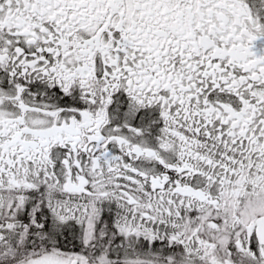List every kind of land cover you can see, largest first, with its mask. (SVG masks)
<instances>
[{
  "label": "snow or ice",
  "instance_id": "obj_1",
  "mask_svg": "<svg viewBox=\"0 0 264 264\" xmlns=\"http://www.w3.org/2000/svg\"><path fill=\"white\" fill-rule=\"evenodd\" d=\"M0 264H264V0H0Z\"/></svg>",
  "mask_w": 264,
  "mask_h": 264
}]
</instances>
